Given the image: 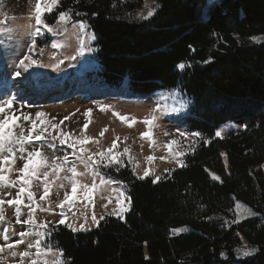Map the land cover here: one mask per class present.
Returning <instances> with one entry per match:
<instances>
[{
    "label": "trees",
    "instance_id": "trees-1",
    "mask_svg": "<svg viewBox=\"0 0 264 264\" xmlns=\"http://www.w3.org/2000/svg\"><path fill=\"white\" fill-rule=\"evenodd\" d=\"M146 1L160 7L139 19ZM61 11L95 35L100 91L86 74L79 94L128 100L179 90L191 101L184 126L200 140L186 166L157 183L121 170L129 213L89 233L54 227L52 248L66 264H264V41H256L264 0H59L50 24ZM9 53L0 48V72ZM32 96L19 107L31 111ZM227 123L243 130L215 138ZM237 203L252 216L236 222ZM244 247L258 251L242 256Z\"/></svg>",
    "mask_w": 264,
    "mask_h": 264
},
{
    "label": "rangeland",
    "instance_id": "rangeland-1",
    "mask_svg": "<svg viewBox=\"0 0 264 264\" xmlns=\"http://www.w3.org/2000/svg\"><path fill=\"white\" fill-rule=\"evenodd\" d=\"M36 2L37 0H3L0 3V21H3L0 23V48H8V51H10L9 56L7 54L6 59L2 61V64L6 66L7 73L0 72V80L14 75L13 73H16L17 70L21 71V76H14L20 82L18 87L19 96H24L28 91L33 94L31 98L36 99L38 94L50 89V94L47 95L45 100L47 104L31 106V111H26L13 103L11 108L5 107L4 113H0V119L9 118V127H15L17 133L20 128H23L25 134L31 130L32 123L35 122L37 127L32 135L40 134L44 138L39 141L33 140L31 145H26L29 151L33 148L42 151L49 158V163L57 157L62 158L64 155H68L69 161L75 163L77 172L83 173V175L76 177L78 185H88L89 189L92 188L93 183L97 185L96 188L91 190V200L85 198V192L88 189L78 186L71 205L65 204L63 209L67 217L66 224H73L78 227L79 224L85 222L86 217L87 230L73 232L65 225L59 224L49 225L48 228L50 234L53 228L57 226L65 227L73 233H89L97 228L92 221L93 214L97 219L100 216L122 219L129 213L130 206L127 211L121 212L120 204L117 203L119 200L124 205H128V195L125 187L117 179V175L121 173V170L128 169L132 176L139 180L152 179L154 181L159 176V181H161L170 171L180 168L176 160L184 161V157L192 153L195 143L200 140V136H189L188 138L179 136L181 131L195 133L184 126L185 120L189 117L191 101L179 90H162L148 98L131 101L96 102L89 100L85 95L79 94L77 91H80L81 87L78 81L86 74L93 76L92 91H100V87L95 82L96 77H94L98 72V68L94 59L96 54L95 39H91L93 34L87 27L81 31L78 27L79 21L68 20L67 23L58 26L54 32H48L41 25L43 34L34 37L37 47L30 52L33 29H29L27 26L29 24L35 25ZM146 3L148 7L144 5L143 9L137 12V17L139 13L142 12L146 15L149 8H155L150 1H146ZM41 7L43 19L47 24L52 25L47 17L55 12L56 7L50 13L44 9L43 3ZM55 23L56 20L53 25ZM81 40L84 41L85 46L82 55L80 54ZM256 41H264V38H256ZM40 49H43V51L41 52ZM88 49H91V51ZM27 55H31L33 59L40 61L43 66H33L27 72H24L22 68L18 69L19 61ZM7 98L5 90V93L0 94V102ZM60 99L65 101L61 104H55ZM34 104L38 103L35 101ZM102 108L103 110H101ZM89 109H91V113L86 115ZM173 109L178 110L174 111ZM37 112H43L46 115L37 119ZM152 115H155L157 119L154 126L150 128L143 121L145 118H151ZM25 116H29L30 119L25 120ZM120 116L126 117V120L122 121ZM13 117L18 119H12ZM65 117H68V119H65ZM61 121L63 123H60ZM85 124H87V128L84 127ZM53 125H58V127L53 128ZM241 130H243L242 127L227 123L215 131V133L221 132V136L217 137L215 135V138H224L230 133ZM149 131L151 132L150 136H143V133ZM101 132H103V135H101ZM61 133L68 136L69 143L87 138V142L82 145L77 144L76 149L78 151L80 147H84L88 153L105 151L115 141L117 147L113 149V153H123L121 156L122 163L109 166L101 165L95 170L99 175L94 177L92 169L86 168L84 163H81L72 155V148H69L67 144L61 145L59 143L60 138H62ZM53 136L57 139L53 140ZM172 140H176V143L171 144L169 149L168 145ZM50 144H55V147H50ZM125 148L129 149L127 153H124ZM177 153L183 155L177 156ZM19 155L20 153H17L14 165L0 162V166L5 168L4 174L12 180H18L21 173L15 169L22 168L26 162L24 159H19ZM24 155L26 157L27 153ZM148 157H152V159L149 160ZM104 163L107 164V161ZM9 167L13 169L11 172L8 171ZM66 167H71V163ZM47 170L51 172V169ZM146 170L149 171L150 175L140 179L139 177ZM71 175L68 171L60 172L59 179L50 175L49 195L45 201H40V196L43 195L42 176L40 180L33 178L31 184L27 186V190L34 193V202L39 203L44 208L52 209L51 211H41L37 208L34 213L37 225L45 221L55 222L61 218L59 215L61 209L57 207V204L64 199L65 192L71 195V184L69 180L63 178L65 176L71 177ZM101 177L107 183L101 185ZM61 184H63V187H60ZM20 187L21 184L18 182L14 188H4L3 192L11 193V196L5 197V201L13 199ZM120 193H124V196L121 197ZM20 199L22 201L20 204L21 219L23 220L27 219L29 212L26 205L33 203V201L28 200L27 191L22 194ZM104 205H107V207H104ZM15 206V204L8 205L5 203V220L0 221V230L8 229V235L12 242L19 239L17 234L20 231L29 229L28 225L16 223ZM73 213L76 214L75 217ZM233 214L235 221L239 222L251 217L252 211L248 207L237 203L233 208ZM37 230L42 229L37 227ZM49 236L40 237L42 247L50 245L47 242ZM28 239L34 240L35 237H29ZM2 243H4L3 232L0 231V244ZM25 247L26 245L21 244L16 251L22 252ZM32 252L34 254L35 249H32ZM46 258L52 259L53 255L49 254ZM0 264H20V258L19 256L12 257L6 251L0 253ZM25 264H29L27 259Z\"/></svg>",
    "mask_w": 264,
    "mask_h": 264
},
{
    "label": "snow or ice",
    "instance_id": "snow-or-ice-1",
    "mask_svg": "<svg viewBox=\"0 0 264 264\" xmlns=\"http://www.w3.org/2000/svg\"><path fill=\"white\" fill-rule=\"evenodd\" d=\"M43 3L44 9L47 10V12H51L54 7L57 6L59 3V0H37L35 4V12H34V19H35V25L29 24L27 27L29 29H33L32 32V41L31 46L29 48V51L32 52L36 49V39L34 38L37 35H42L43 32L41 30V25L43 26V29H46L48 32H54L56 31L57 27L67 23L68 20L71 19V13L70 11H61L59 13L58 18L56 19L55 25H49L45 22V20L42 17V7L41 4ZM145 7H148L147 3L145 4ZM160 5H156L155 8H149L147 11V14L139 13L138 18L143 20H148L151 17L154 16L156 13L157 8H159ZM77 15H79L77 13ZM3 21H0L2 23ZM78 27L81 31L85 30L87 25L86 22L80 21L78 24ZM91 39H95V35L93 34L91 36ZM84 41H80V54L82 55L84 52ZM91 51V49H88ZM42 52L43 49H40ZM74 58V57H73ZM27 61V63H25ZM207 63V61H205ZM33 66H43V64L33 59L31 55L24 56L23 59L19 61L18 69L22 68L24 72H27L30 68ZM179 67L182 69L185 67L184 64H180ZM16 76L19 77L22 75L21 71H16ZM16 97L11 96L7 99H4L2 102H0V113H4L5 107L11 108L13 103L15 102ZM103 110V108L101 109ZM174 111L178 109H173ZM91 113V109L88 110L87 114ZM46 114L43 112H37L36 117L37 119L44 117ZM118 115V114H117ZM12 119H18L13 117ZM25 120L30 119L29 116L24 117ZM65 119H68V117H65ZM120 119L122 121L126 120V117L120 116ZM157 117L155 115H152L151 118H145L144 123L146 125H149L150 128L154 126V122L156 121ZM60 123H63L61 121ZM37 125L35 122L32 123L31 130L28 131L27 134H25V130L23 128H20V131L17 133L15 131V127H9V118L0 119V162L2 164H9L14 165L15 161L17 159V153H20L19 159H24L26 162L23 164L22 168L15 169L16 171H19L21 175L18 177V180H12L8 175H5V168L3 166H0V221L5 220L4 215V204L7 203L8 205L15 204V217H16V223L28 225L29 229L26 231H20L17 235L19 236V239L12 242L10 241L9 235H8V229L0 230L3 232V241L4 243L0 244V253L8 252L10 256L16 257L19 256L20 258V264H25V260L27 259L29 264H65L63 260V250L62 249H53L50 245H45L42 247V241L40 237L50 235L48 232L49 225L59 224V225H65L66 227L70 228L71 231L77 232L81 230H87L86 224H87V218L85 217V222L79 224L78 227L74 226L73 224H66V215L63 211L65 204L71 205L72 198L77 193V187L81 186L85 189H88V191L85 192V198L88 200H91V190L96 188L97 185L93 183L92 188L89 189L88 185H78L76 177L79 175H83V173H78L75 163L69 161V156L64 155L62 158L57 157L55 160H53L51 163H49V158L40 150H37L33 148L31 151L26 147V145H31L33 140H41L44 137L42 135L37 134L35 136L32 135V132L35 131ZM53 128H57L58 125H53ZM87 128V124L84 126ZM44 131V130H42ZM62 138H60L59 143L61 145L67 144L69 148L73 149L72 155L76 157L77 160H79L81 163H84L86 168L92 169L93 176L99 175L98 172H96V168H98L101 165L109 166L111 164H121V156L123 153L120 154H114L113 149L117 147V144L115 141H113L111 147H109L105 151H100L98 153H88L87 150L84 147H80L77 151L76 145L77 144H84L87 142V138L84 140H78L74 143L68 142V136L66 134L61 133L60 134ZM101 135H103V132H101ZM151 132H145L143 133V136H150ZM215 135L217 137L221 136V132H216ZM180 137L188 138L189 136L197 137L200 136V133H187V132H179ZM53 140H56L57 137L53 136ZM118 139V138H117ZM176 140H172L171 143L168 145L169 149L171 148V144H175ZM50 147L54 148L55 144H50ZM129 149L125 148L124 153H127ZM25 153H27V156L25 157ZM177 156L183 155L182 153H177ZM223 155V154H222ZM149 160L152 159V157H148ZM61 161V162H57ZM107 161V164L104 162ZM71 163V167H66ZM176 163L180 167L186 166L183 162V160L177 159ZM44 169L43 171H41ZM47 169H51V172H49ZM13 169L9 167L8 171L11 172ZM68 171L72 175L71 177L65 176L63 179L69 180L71 184V195H69L67 192L64 194V199L60 201L57 204V207L61 209L60 211V219L58 221H45L41 222L37 225V221L35 219L34 213L36 212L37 208H39L41 211H51L50 208H44L39 203L34 202V193L32 191L27 190V186L31 184L32 179L35 178L36 180H40L41 176L43 177V195L40 196V201H45V199L49 195V183H50V175L55 176L57 179H59V173ZM167 171V170H166ZM150 175L149 171H145L142 176H140V179H144ZM160 177L157 176L154 183L159 181ZM213 179H219V177L213 176ZM21 184V187L19 190L15 193V197L13 199H8L5 201L6 196H11L10 192H3L2 190L4 188H14L16 187L17 183ZM107 183L102 177L100 179V184L103 185ZM60 187H63V184L60 185ZM27 191V198L29 201H33V203H29L26 205V207L29 209V212L27 214V219H21V207L20 204L21 196L22 194ZM120 196L123 197L124 193H120ZM117 203L120 204V211L124 212L128 210V207L131 204V199L128 198V205H124L121 201H117ZM104 207H107V205H104ZM239 207V205H237ZM251 214V213H249ZM75 213H73V216L75 217ZM83 215V213H81ZM104 219L103 216H100L99 219L95 216V214L92 215V221L93 223L98 227L100 220ZM37 227L42 230H37ZM55 230V228H53ZM29 237H35L34 240H29ZM24 244L26 245L25 250L22 252H17L16 249L19 245ZM32 249H35V253L33 254ZM258 250L254 248H245V249H238L237 252L241 254L242 256H253ZM49 254L53 255L52 259H47L46 257L49 256ZM42 257H45L42 259Z\"/></svg>",
    "mask_w": 264,
    "mask_h": 264
}]
</instances>
